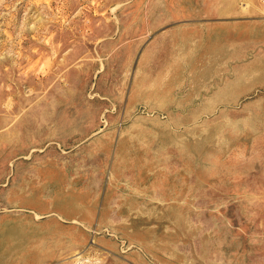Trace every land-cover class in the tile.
<instances>
[{
    "label": "rangeland",
    "instance_id": "rangeland-1",
    "mask_svg": "<svg viewBox=\"0 0 264 264\" xmlns=\"http://www.w3.org/2000/svg\"><path fill=\"white\" fill-rule=\"evenodd\" d=\"M0 264H264V0H0Z\"/></svg>",
    "mask_w": 264,
    "mask_h": 264
}]
</instances>
